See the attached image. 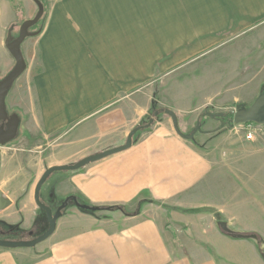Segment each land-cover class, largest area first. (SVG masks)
<instances>
[{
	"label": "crops",
	"instance_id": "crops-1",
	"mask_svg": "<svg viewBox=\"0 0 264 264\" xmlns=\"http://www.w3.org/2000/svg\"><path fill=\"white\" fill-rule=\"evenodd\" d=\"M18 1L28 18L37 10L32 0ZM44 1L42 28L20 44L25 69L4 101L22 139L0 145V226L31 231L40 218L34 186L44 169L80 159L63 153L43 162L37 144V155L19 156L15 147L24 136L59 148L66 147L65 134L79 133L69 148H95L89 143L95 123L125 139L152 104L172 110L185 133L202 109L251 103L264 89V0H215L207 16L189 19L194 30L179 38L169 22L165 37L158 29L155 38L143 18L130 19L138 5H158L160 14L161 5L177 8V0ZM15 15L10 0H0V79L15 65L5 47ZM216 48L220 55L188 67ZM153 124L127 150L48 178L55 200L75 195L94 206L136 203V214L113 210L100 218L66 209L36 246L0 247V264H220L221 257L259 264L256 243L224 235L216 214L229 223H264V133L247 140L219 131L200 141L179 137L170 119ZM168 223L190 234L181 256ZM224 246L239 250L225 253Z\"/></svg>",
	"mask_w": 264,
	"mask_h": 264
},
{
	"label": "rangeland",
	"instance_id": "rangeland-1",
	"mask_svg": "<svg viewBox=\"0 0 264 264\" xmlns=\"http://www.w3.org/2000/svg\"><path fill=\"white\" fill-rule=\"evenodd\" d=\"M43 3V7H44V12L46 11L48 4H45L44 0H41ZM215 0H177L178 5L177 8L173 5L171 9H168L169 6L168 5H161V11L160 14L158 13V5H152V4H148V5H138V9L135 8V10H133L132 14L130 15V19H132V17H134L135 15H138L139 18H143L142 20H144L145 23V28H146V34L150 33L149 31L153 30V36H155V38H158V33L157 30L160 29V35L161 38L165 37L164 36V31H168V26L171 30H173L175 33V35L179 38V37H183L184 35H186L187 33H191L192 30H194V28L192 26H190L189 24L192 18L194 17H200L202 15H208L209 9L211 7H214V5L212 4V2ZM180 2V3H179ZM11 3V2H10ZM12 6V5H11ZM13 9L14 12L16 13L15 15V19L13 21V24L11 25L13 33H11V36H17L18 35V31H19V27L21 25V23L23 21H25L26 19H31L34 17V15L36 14L37 10L34 12V14L31 17H27V13L25 11L24 6L21 4V2H19L18 0L14 1L13 4ZM201 9L203 11V13H201ZM157 10V11H156ZM45 14H43L41 23L38 24L37 26H35L34 28H32L31 30H37L39 28H42V22L44 19ZM170 25H166L165 23H167ZM158 23H160L158 25ZM166 27V30H164ZM217 55H220V48H216L215 50L213 49V51H210L208 54H202L199 55L198 57H196L194 60H192L191 62L188 63V67H196L197 65H200L202 62L209 60ZM182 72V71H179ZM238 103V102H237ZM237 103H232L229 104L225 107H206L204 109L201 110L200 116L198 118V122H199V126H200V131H196L194 136L196 138H198L200 141H203L204 139H206L208 136L210 135H214L215 133L219 132L220 133H230V134H241L244 135V139H247L245 137V129L242 126H237L234 127L230 124H224L222 125V122H227L226 119L221 118L220 120L218 119H213L210 118L206 115L207 112H222V113H227L229 110L234 109L235 104ZM240 104V103H238ZM245 105H248L250 103H242ZM151 111L150 113L139 123L143 124L146 123L148 121V119L150 117L153 116V112L155 110H161V109H165V108H160L158 105L153 107H151ZM161 118L164 119H170V117L167 114H164L163 112H161L160 114H158L155 117V121H159ZM223 119V120H222ZM171 120V119H170ZM154 121V122H155ZM153 122V123H154ZM154 125V124H152ZM151 125V126H152ZM150 126V127H151ZM260 126V131L258 133H264V125H259ZM107 126L103 123V121H98L97 123H95V125H93L92 127H90V132H92L94 129H96V137H95V141L94 138H92L89 143H97V146L95 148H69V145L71 143L72 140L77 141L78 138L76 136H79V133H73V134H65V136L61 139L60 143H64L66 147H57L56 144L54 143L53 147H49L46 148L44 144H42L41 139L39 137H34L33 141L31 142L28 141V137L24 136V140L26 141L22 147L19 146L18 144H16L17 146L15 147V149H20L22 151H17L18 155H37L35 152H32L34 150V146L37 145H41V147H39L36 151H40V159L43 162H49L51 163L53 160H60L62 159L61 155H63V153L67 156L71 153H73L71 156H75L76 157H84L96 152H100L103 151L105 149H108L110 147H114V146H118L123 144L124 142V138H122V132L118 131L117 129L111 130L109 127L106 128ZM148 127V128H150ZM93 128V129H92ZM148 128H145L148 129ZM195 128V125L192 127V130ZM259 129V128H258ZM103 130V131H101ZM208 130V135H203L202 132ZM139 131H144V129L139 130ZM136 134V139L138 138L137 135H139V132ZM86 133V131H84L83 133H81V135L83 136ZM186 134L191 133V129H188V131H185ZM21 138V133L17 132L15 138H13L12 140H10L8 143H15V141L20 140ZM22 139V138H21ZM253 139V138H252ZM250 140V139H247ZM7 143V144H8ZM81 143H83V141H81ZM68 145V146H67ZM31 150V152H30ZM85 167V166H84ZM80 169H83L80 168ZM59 172H54L49 179L56 175ZM49 179H47V181L43 184L41 191L43 190V202L48 203L52 206V208H55V206L57 204H59L61 201L55 200L54 198V189H55V182H49ZM40 191V192H41ZM41 199V198H40ZM42 200V199H41ZM92 205V204H91ZM94 206V205H92ZM69 208H66V212L70 211L73 208H76L73 204L68 206ZM99 207H103V209H99L96 211H84L81 209H78L79 211L83 212V213H89L92 215H95L96 217H100V218H105L108 217L109 215H111V211L113 210H108L105 207H108V205H104V206H99ZM125 212H122L124 216H132L134 214L137 213V207H136V203L134 204H129L123 207ZM64 210V211H65ZM39 213H40V220H34L33 223H36L33 225V227L31 228L32 231V235H38L40 234L42 231H44L47 227V223L43 220V213H41L42 210L39 209ZM43 212V211H42ZM43 218V219H42ZM220 221L225 222V226L227 228V230L231 233L237 234V235H242L241 237H232L234 239H241V240H245V241H249L252 243H256V246L258 247L257 253H258V258H259V264H264V260L261 257V253L264 252V223H229L228 221L223 220L220 216L219 219ZM41 223V224H40ZM168 225H170V233L174 236V238L179 237L177 240V246H178V256H181L184 254L185 250H184V246H183V240H184V235H190L188 233V231H185V227H179L177 225H172V223H168ZM219 227V226H218ZM221 230V229H220ZM222 231V230H221ZM229 232H225L222 231V233H224V235H228L230 236ZM27 233V232H25ZM1 238L3 239H9V240H23L25 239V235L23 234H18V233H13V234H9V235H0ZM229 239V238H228ZM231 241H238V240H232ZM183 241V242H182ZM182 242V243H181ZM238 244V243H236ZM259 246L261 247V249L259 248ZM225 247V246H224ZM239 246L237 247H230V248H223V251L225 253H234L235 251H238ZM231 253V254H232ZM220 264H240L237 261H233L230 259H225L224 257L220 258Z\"/></svg>",
	"mask_w": 264,
	"mask_h": 264
},
{
	"label": "water",
	"instance_id": "water-1",
	"mask_svg": "<svg viewBox=\"0 0 264 264\" xmlns=\"http://www.w3.org/2000/svg\"><path fill=\"white\" fill-rule=\"evenodd\" d=\"M37 6V12L31 19H26L23 21L19 27L18 35L16 37H12L9 33L5 40V47L9 51L10 55L13 57L15 61V65L13 69L6 74L3 78L0 79V145H4L8 143L10 140L15 138L19 120L16 116H8L5 110V97L12 86L13 82L20 76V74L25 69V61L20 52V44L23 42L24 38L30 34L29 28L36 24L39 19L43 15V5L40 0H32ZM161 112L167 114L172 122L173 129L175 133L182 138L193 139L196 131H200L199 123L197 122L195 128L191 131V133L186 134L183 133L179 126L178 120L175 113L168 109H161ZM159 114L158 110L153 112V116L148 119L146 123L140 124L132 128L126 135L123 144L110 147L100 152H96L87 156H84L77 160L74 163L69 164H59V165H51L44 169L39 179L35 183L34 191H33V199L36 206L45 212L47 218V228L40 234L34 236L31 239H23V240H9V239H0V247L15 249V248H32L36 246L38 243L47 239L55 230L56 221L58 218L62 216L63 209L73 204L76 208L84 210V211H96L99 210V206H92L85 203H82L78 200L75 195L66 196L60 203V205L56 208L55 212L52 213V210L49 206H47L40 199V190L43 184L47 181V179L54 172H73L77 171L80 168L89 165L91 163L102 160L108 156L113 154L122 152L131 147L133 142V137L139 130L150 127L155 117ZM230 115V121L232 126L237 127L241 125H245L248 123H254L258 125H264V89L257 95V97L248 105L245 104H237L234 109L229 110L227 113L222 112H207L206 115L213 119H218L223 115ZM4 204V203H3ZM0 204V208L3 206ZM216 218L219 219V215L216 214ZM218 226L222 231L229 232L225 226V222L218 220ZM232 237H241L242 235H237L229 232ZM28 235H32L30 231ZM261 257L264 260V252L261 253Z\"/></svg>",
	"mask_w": 264,
	"mask_h": 264
},
{
	"label": "flooded vegetation",
	"instance_id": "flooded-vegetation-1",
	"mask_svg": "<svg viewBox=\"0 0 264 264\" xmlns=\"http://www.w3.org/2000/svg\"><path fill=\"white\" fill-rule=\"evenodd\" d=\"M221 118H224V119H226L225 117H219L218 119L220 120ZM217 119V120H218ZM223 120V119H222ZM1 125V124H0ZM43 202V201H42ZM45 203V202H44ZM61 203V202H60ZM60 203L59 204H57L56 206H55V208H52V206L50 205V204H48V203H45L47 206H49L50 208H51V210H52V213H54L55 212V210H56V208L60 205ZM41 210V209H40ZM41 213H43V220L46 222V223H48L47 222V218H46V214H45V212L43 211H41ZM41 216V215H40ZM38 221L40 220L39 218L37 219ZM58 220V219H57ZM2 225V224H1ZM47 228V227H46ZM30 231H28L27 233H25V232H23V231H21V230H12V229H10V228H8V227H6L5 225H2V226H0V235H9V234H13V233H18V234H24L26 237H25V239H31V238H33L35 235H28V233H29ZM32 232V231H31ZM43 232V231H42ZM41 232V233H42ZM0 239H3V238H1L0 237Z\"/></svg>",
	"mask_w": 264,
	"mask_h": 264
},
{
	"label": "trees",
	"instance_id": "trees-1",
	"mask_svg": "<svg viewBox=\"0 0 264 264\" xmlns=\"http://www.w3.org/2000/svg\"><path fill=\"white\" fill-rule=\"evenodd\" d=\"M14 1H15V0H10L12 6H13V4H14ZM40 2L42 3L41 0H40ZM42 5H43V3H42ZM43 8H44V7H43ZM43 14H44V11H43ZM42 17H43V15H42ZM42 17L39 19V21H38L36 24H34L33 26H31V27L29 28V31H31L32 28H34L35 26H37L38 24L41 23ZM40 30H41V28H39V29H37V30H33V31L39 32ZM237 104H238V103H237ZM237 104H235V105H237ZM158 111H159V114H160V113H161V110H158ZM222 117H225L226 120H227V122H222V125L227 124V123L230 124V125H232V124H231V121H230V118H231L230 115L227 114V115H223ZM198 123H199V122H198ZM66 208H67V207H66ZM66 208H65V209H66ZM105 208L108 209V210H120L121 212H125L123 206H119V205L108 206V207H105ZM65 209H63L62 211L64 212ZM100 209H103V207H100ZM6 227H8V228H10V229H12V230H19V229H18V226H6ZM259 248L261 249L260 246H259Z\"/></svg>",
	"mask_w": 264,
	"mask_h": 264
},
{
	"label": "built area",
	"instance_id": "built-area-1",
	"mask_svg": "<svg viewBox=\"0 0 264 264\" xmlns=\"http://www.w3.org/2000/svg\"><path fill=\"white\" fill-rule=\"evenodd\" d=\"M242 126L245 129V137L247 139H252L260 131V126L258 124L248 123L245 125H241V127Z\"/></svg>",
	"mask_w": 264,
	"mask_h": 264
}]
</instances>
